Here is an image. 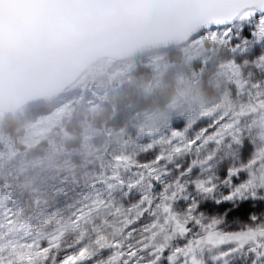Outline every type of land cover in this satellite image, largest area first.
Instances as JSON below:
<instances>
[{"label":"rangeland","instance_id":"obj_1","mask_svg":"<svg viewBox=\"0 0 264 264\" xmlns=\"http://www.w3.org/2000/svg\"><path fill=\"white\" fill-rule=\"evenodd\" d=\"M257 23L231 25L239 39L226 40L222 27L174 49L147 50L128 61H100L37 120L28 118L29 109L21 110L12 120L13 136L6 131L7 123L0 122V245L14 254L26 243L46 242L83 217L80 230L64 236L57 260L78 251L81 231L86 245L96 240L99 230L109 241L120 242L123 252L151 243L131 264H153L152 253L161 245L167 251L158 264H168L174 249L204 236L192 224L189 236L181 239L167 222L160 205L177 184L186 189L173 204L181 219L195 200L200 202L204 224L219 220L224 233L253 226L250 215L264 222V189L258 190L257 199L215 203L229 191L223 183L225 171L264 152V110L258 108V101L264 99V36L259 35ZM250 32L257 34L249 36ZM173 53L180 55L179 61L172 59ZM217 105L220 108L212 115L204 114ZM241 111L243 115H237ZM222 115L225 119L211 127ZM229 123L235 127L224 132L219 144L198 143L177 153L176 142L159 143L172 130L187 128L192 139L204 128L211 135ZM161 154L165 159L157 163ZM210 154L215 158L203 163ZM252 172L260 184L264 169L257 166ZM209 178L218 186L214 198L195 187ZM145 196L152 206L140 215L147 207L140 203ZM154 224L166 230L150 242L152 232L159 231L152 228ZM231 247L205 244L194 258L197 264H254L251 245L217 259ZM114 251L108 248L88 264H103ZM192 260L189 254L176 264H192Z\"/></svg>","mask_w":264,"mask_h":264},{"label":"water","instance_id":"obj_2","mask_svg":"<svg viewBox=\"0 0 264 264\" xmlns=\"http://www.w3.org/2000/svg\"><path fill=\"white\" fill-rule=\"evenodd\" d=\"M236 0H0V122L46 108L95 64L180 47ZM231 26V25H230Z\"/></svg>","mask_w":264,"mask_h":264},{"label":"snow or ice","instance_id":"obj_3","mask_svg":"<svg viewBox=\"0 0 264 264\" xmlns=\"http://www.w3.org/2000/svg\"><path fill=\"white\" fill-rule=\"evenodd\" d=\"M236 2L238 7L234 12L224 19L215 22L217 27L223 26V37L228 41L232 38L239 39V35L234 37L230 25L236 23L250 24L253 20L258 22L256 27L258 28L259 35L264 36V0H236ZM243 31L244 29L241 28V33ZM256 34L257 33L255 32H250L249 36ZM219 108L220 105H217L216 109L204 114L212 115ZM258 108L259 110H264V99L258 101ZM255 110L256 109H254V111ZM237 115H243V112L241 111ZM224 119L225 116H220L211 127L215 128L216 125H219ZM191 126L192 125L189 124L188 128H191ZM234 127L235 123L225 124L222 129L216 130L211 135H206L209 129L204 128L192 139H189L187 135V128L183 131L172 130L170 135L162 138L159 143L172 145L176 142L174 151L179 153L183 150L184 146L191 149L197 147L198 143L200 145H206L210 142L219 144L222 142L224 132L233 129ZM167 158L171 159V156L169 155ZM214 158V154H210L203 163L212 161ZM163 159H165V156L161 154V156L158 157L157 163ZM257 166L264 169V152L260 153L259 158H251L246 165L227 169L224 174L225 179L223 183L229 188V191L222 200H215V203L217 205H222L230 204L235 200L244 201L247 199H257L258 190L264 189V176L261 177L260 184H257L256 177L252 172ZM143 167L148 166L144 165ZM191 170L192 169L190 168L188 171L191 172ZM154 179L159 182V175H155ZM195 187L205 197L214 198L218 186L213 178H209L207 181L198 182ZM185 190L186 189L183 185L177 184L176 190L173 191L171 195H164V202L160 205V208L167 215V222L174 225V234L179 235L181 239L189 236L192 231V228L189 227V225L192 224L199 227L204 232V236L200 239L189 240L187 247L185 248L178 247L174 249L167 257L168 264H176V261L181 256L187 257L189 254H193L192 264H197L194 258V253L197 248L205 244L215 247L233 245L228 252L224 253L222 257H218L217 259H222L223 256L231 255L234 252L239 251L241 248L251 245L249 251L255 256L254 264H264V222H260L259 217L256 215H250L248 219L253 226L247 227L240 232L224 233L219 230V225L222 223L219 220L214 219L207 225L204 224L205 217L202 213H199L201 207L200 202L193 200L187 209L185 217L181 219L178 214L174 213L173 204ZM184 198L187 199V197ZM140 203L141 205H144L145 203L147 204V207L143 208L139 213L140 215H143L144 212L151 208L152 200L145 196ZM117 213H119V210H117ZM82 219L83 217H80L76 221L71 222L57 234L47 238L46 242L42 243L40 240H35L31 243L24 244L21 251L15 252L14 254H9L6 247L0 245V264H49V261H51V264H88V262L96 255L108 248L115 249L116 251H114L113 255L104 261L103 264H131L132 259L138 255L139 251H144L151 246V243H149L144 245V248L142 249L123 252L119 250L122 248L120 242L115 240L109 241L99 230H97L96 240L91 244L85 245L84 237L86 234L81 231V236L77 240L78 251L66 252L63 257L57 260L59 253L62 250V240L64 236L69 230L79 231L80 220ZM152 228H158L159 231L152 232L150 237H148L150 242L155 241L157 236L166 230L163 226L158 224H154ZM149 231H151V229H149ZM171 238L172 237H168L167 239ZM166 251L167 247L165 245L157 247L152 253V255L155 256L153 264H158ZM157 253H159V255H157Z\"/></svg>","mask_w":264,"mask_h":264},{"label":"trees","instance_id":"obj_4","mask_svg":"<svg viewBox=\"0 0 264 264\" xmlns=\"http://www.w3.org/2000/svg\"><path fill=\"white\" fill-rule=\"evenodd\" d=\"M172 59H175V62L180 60V55L178 53H173L172 54ZM27 114L29 113L28 118L32 121V120H37L39 116L44 115L46 113H48V111L46 110V108H41V109H36V110H32L29 109L27 110ZM6 131L10 136H13L16 132V124L13 121H7L6 122Z\"/></svg>","mask_w":264,"mask_h":264}]
</instances>
